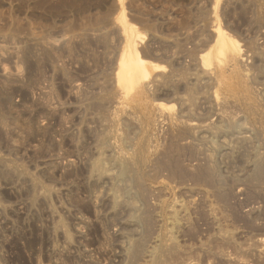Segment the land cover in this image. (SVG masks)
I'll use <instances>...</instances> for the list:
<instances>
[{
  "label": "rangeland",
  "instance_id": "1",
  "mask_svg": "<svg viewBox=\"0 0 264 264\" xmlns=\"http://www.w3.org/2000/svg\"><path fill=\"white\" fill-rule=\"evenodd\" d=\"M214 1L0 0V264H264V0Z\"/></svg>",
  "mask_w": 264,
  "mask_h": 264
},
{
  "label": "bare ground",
  "instance_id": "2",
  "mask_svg": "<svg viewBox=\"0 0 264 264\" xmlns=\"http://www.w3.org/2000/svg\"><path fill=\"white\" fill-rule=\"evenodd\" d=\"M121 1V0H120ZM217 1V0H216ZM216 1H214V2H216ZM220 1H222V0H220ZM219 2V1H218ZM123 4V3H122ZM216 4V3H215ZM214 4V5H215ZM219 4V3H218ZM217 4V5H218ZM221 4V3H220ZM219 4V5H220ZM216 6V5H215ZM214 8V7H213ZM122 9V8H121ZM123 11V10H122ZM122 11H120L121 13H122ZM215 11V13H217L216 12V10H214ZM123 15V14H122ZM124 15H125V13H124ZM216 16V15H215ZM127 19H124V17H123V22H125ZM217 21H218V25L216 26V29H215V33H216V37H215V41H214V43H215V46H216V43H217V45H219L220 46V48H222L223 49V46L225 45V40H226V38H227V36H228V33H227V31L225 30V29H223L222 28V26H221V24L219 23V20L217 19ZM127 22V21H126ZM125 22V23H126ZM131 27H133L132 28V30L134 29V24H133V26L131 25ZM130 27V28H131ZM135 30V29H134ZM126 32H127V30H125ZM129 31H131V29L129 30L128 29V33H129ZM125 32V33H126ZM133 33V32H132ZM127 34V33H126ZM131 35V34H130ZM133 35V34H132ZM128 36V35H127ZM134 36V35H133ZM132 36V37H133ZM230 37V36H229ZM131 38V37H130ZM134 38H135V36H134ZM126 39H128L129 40V38H125V41H126ZM127 40V41H128ZM130 40H133V38L132 39H130ZM131 42V41H130ZM129 43V42H128ZM132 43V42H131ZM130 43V44H131ZM134 43H135V41H134ZM134 43H132V45L133 46H131V45H127V43L125 44V48H126V46H129V48H128V50H129V52H127V53H124L125 52V50H124V52L121 54V56H120V58H119V61H118V64H119V68H118V71H117V74H116V78H117V84H119V85H121V86H123V84H124V86L125 85H128V84H131V82H134L133 80H134V78H136V79H138L137 77H139L138 75H142L143 74V76H147V73H146V69H147V67H148V65L150 66H152L153 67V69H158V68H160V65H157V64H155V63H152V61L151 62H149V60H145L143 57H141L140 56V52H139V49H136V44L134 45ZM131 46V47H130ZM214 46V45H213ZM218 47V46H217ZM138 48V47H137ZM220 48H218L219 49V51H220V53H221V51H222V49L220 50ZM223 52V51H222ZM205 65H207L208 66V64H205ZM140 73V74H139ZM137 75V76H136ZM141 75H140V77H141ZM140 80V79H139ZM128 87V86H127ZM216 94V93H215Z\"/></svg>",
  "mask_w": 264,
  "mask_h": 264
}]
</instances>
